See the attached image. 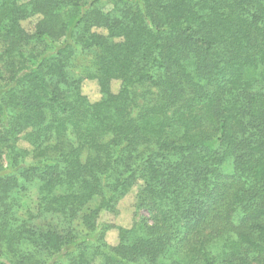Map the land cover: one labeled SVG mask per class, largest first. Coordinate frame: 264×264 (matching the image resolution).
Returning a JSON list of instances; mask_svg holds the SVG:
<instances>
[{
    "label": "trees",
    "instance_id": "obj_1",
    "mask_svg": "<svg viewBox=\"0 0 264 264\" xmlns=\"http://www.w3.org/2000/svg\"><path fill=\"white\" fill-rule=\"evenodd\" d=\"M0 264H264V0H0Z\"/></svg>",
    "mask_w": 264,
    "mask_h": 264
},
{
    "label": "rangeland",
    "instance_id": "obj_2",
    "mask_svg": "<svg viewBox=\"0 0 264 264\" xmlns=\"http://www.w3.org/2000/svg\"><path fill=\"white\" fill-rule=\"evenodd\" d=\"M107 10V8H105ZM36 19H31L29 21H24L20 23L21 30L25 33H30L33 30L34 23ZM82 60L80 57H76L73 61V67L71 68V72L74 74H79L80 66ZM120 83L118 81H112L110 84V91L112 93H117L120 89ZM82 94L90 101L96 102L101 98V94L99 92L97 83L93 80H85L81 85ZM134 191L127 194L123 197L117 205V210L115 214H105L101 217V221L110 224L113 226V229L107 233L106 241L107 243L114 245L117 242V227L122 228H130L134 222H136L140 217L145 216L144 213L140 211H135L134 209V199H133ZM35 196L34 193L31 192L29 199L25 202V208H30L34 204Z\"/></svg>",
    "mask_w": 264,
    "mask_h": 264
}]
</instances>
